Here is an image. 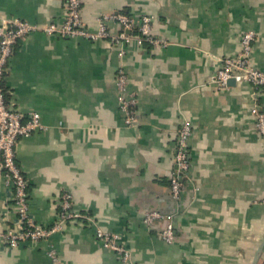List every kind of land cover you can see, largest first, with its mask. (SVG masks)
Wrapping results in <instances>:
<instances>
[{
    "label": "crops",
    "instance_id": "1",
    "mask_svg": "<svg viewBox=\"0 0 264 264\" xmlns=\"http://www.w3.org/2000/svg\"><path fill=\"white\" fill-rule=\"evenodd\" d=\"M65 6L0 0V15L44 24L62 20ZM104 11L152 14L154 34L168 43L133 41L121 55L109 38L40 30L17 46L5 78L10 100L38 110L46 125L17 147L33 214L52 224L65 188L90 219L16 247L0 242V264H128L103 244L96 225L120 233L138 263L264 264V134L252 113L256 102L264 105V89L210 80L218 58L236 56L249 29L257 33L253 63L264 70V0H82L91 29ZM121 67L136 97L132 124L120 104ZM186 119L194 129L192 176L178 201L171 174ZM11 196L0 166V231L16 223ZM148 209L176 213L174 241L144 222Z\"/></svg>",
    "mask_w": 264,
    "mask_h": 264
},
{
    "label": "built area",
    "instance_id": "2",
    "mask_svg": "<svg viewBox=\"0 0 264 264\" xmlns=\"http://www.w3.org/2000/svg\"><path fill=\"white\" fill-rule=\"evenodd\" d=\"M152 14H142L139 19L123 11H104L98 16V27L91 29L82 15V0H66L65 14L60 21H47L44 24L31 22L21 17L0 15V166L3 169L5 181L12 190L11 206L16 212L15 225H8L5 231H0V242L10 247H16L24 241H39L49 238L55 231L75 218L90 216L83 213L74 204L72 193L63 189L59 200L60 210L55 221L45 225L36 220L30 200L29 179L18 163L17 147L21 138L38 130L46 128L41 113L36 109L21 110L14 100L6 99L3 82L10 69L12 56L19 44L36 32L44 31L49 35L62 37H85L91 40L109 38L120 48V54L126 51V45L133 41L138 44L145 42L154 45H166V38L153 32ZM111 23L119 26L113 30ZM254 29L246 30L242 35V46L234 57H219L220 67L211 76V82L218 88H228L229 80L249 81L256 91L264 89V70L253 63L252 54L256 39ZM121 109L125 113L128 124L136 120V97L127 92L128 75L123 67L118 71ZM258 130L264 134V105L256 102L252 107ZM193 123L189 119L183 121L178 131L175 161L176 167L171 174V189L176 198H180L186 188L184 179L188 178L191 169L189 152L190 139L193 135ZM144 222L150 228L159 227V234L167 242L176 239L175 225L172 215L159 209H148L143 215ZM161 224V225H160ZM96 234L103 244L115 250L123 261L128 264H143L134 260L132 251L122 241L118 232L108 231L101 225H96ZM56 257L54 249L51 251Z\"/></svg>",
    "mask_w": 264,
    "mask_h": 264
},
{
    "label": "water",
    "instance_id": "3",
    "mask_svg": "<svg viewBox=\"0 0 264 264\" xmlns=\"http://www.w3.org/2000/svg\"><path fill=\"white\" fill-rule=\"evenodd\" d=\"M231 81H235V79H234V78L230 79V80H229V83H231ZM188 175H189V177L192 176V167H191V169L188 171ZM189 177H188V178H185L184 181H188V180H189ZM188 182H189V181H188ZM181 198H182V195H181L180 198H176V199L179 201V199L181 200ZM180 209H182V208L180 207ZM182 210H183V209H182ZM166 213L172 215L173 220L175 219V216H176V213H175V212H166ZM175 233L177 234V228H176V227H175Z\"/></svg>",
    "mask_w": 264,
    "mask_h": 264
},
{
    "label": "trees",
    "instance_id": "4",
    "mask_svg": "<svg viewBox=\"0 0 264 264\" xmlns=\"http://www.w3.org/2000/svg\"><path fill=\"white\" fill-rule=\"evenodd\" d=\"M3 86H4V89H5V96H6V99H7V101L9 102V100H10V96H9L8 87H7L6 84H5V80H4V82H3Z\"/></svg>",
    "mask_w": 264,
    "mask_h": 264
}]
</instances>
